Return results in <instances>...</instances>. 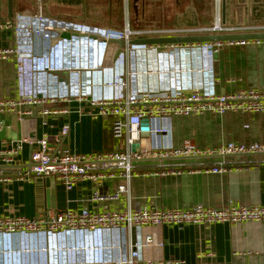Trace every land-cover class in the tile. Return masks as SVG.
<instances>
[{
    "label": "built area",
    "instance_id": "built-area-1",
    "mask_svg": "<svg viewBox=\"0 0 264 264\" xmlns=\"http://www.w3.org/2000/svg\"><path fill=\"white\" fill-rule=\"evenodd\" d=\"M122 5L120 30L63 22L47 18L43 13L0 21V31L12 30L15 35L14 44L0 48V61L12 62L15 66V95L0 96V115L19 118V135L4 143L0 166L16 165L28 145L32 147V166L25 170V179H54L70 191L88 179L99 182L104 176L94 174L95 169L104 170L109 177L117 171L127 184L120 185L112 194L96 190L91 200L107 202L129 193L128 183L139 162L201 155L264 154V145L257 143L230 142L208 153L189 141L181 148L173 147L171 120L175 117L264 114V90L221 95L205 88L203 80L189 83L186 79L196 74H212V68L205 64L195 66L196 54L205 53L206 59L213 60L225 44L248 42L132 43L143 39L264 32V26L231 28L217 18L215 23L204 26L134 28L132 0H122ZM137 55L144 57L149 65V58L154 56L164 62L166 69L133 68L129 63ZM153 73L170 75L169 83L154 89L148 79L141 81ZM66 103L69 107H56ZM73 103L84 106L77 109L80 113L86 110L94 117L112 118V133L122 142L120 149L75 154L66 147L57 148L60 140L68 136L69 123L63 125L55 143L48 136H32L36 129L35 116L69 119ZM144 119L149 120L147 135L141 130ZM134 144L140 145L136 152L132 151ZM226 170L224 165L211 169L214 173ZM247 223L264 224V204L100 213L89 209L67 210L40 213L34 218L0 216V264H177L161 256L165 226Z\"/></svg>",
    "mask_w": 264,
    "mask_h": 264
},
{
    "label": "crops",
    "instance_id": "crops-1",
    "mask_svg": "<svg viewBox=\"0 0 264 264\" xmlns=\"http://www.w3.org/2000/svg\"><path fill=\"white\" fill-rule=\"evenodd\" d=\"M45 1L49 2L47 6L52 12L57 11L59 17H54L59 18L56 19L59 21H81L83 25L101 26L94 17L95 14L104 13L107 21L102 22L107 28L120 30L123 26L122 0H96V5L92 3L93 0ZM31 2L38 3L43 10L44 0H22V4L20 0H13L14 17L24 9L37 13L38 10H35ZM158 2V9L163 17L159 22L153 21L148 25L204 26L211 25L220 18L223 24L231 28L264 26V0H173L169 6L162 0ZM208 3L212 7H207ZM151 4L149 0H138L136 14L132 0V26L139 19L142 23L146 21ZM81 8L84 11L79 14ZM40 13L42 11L35 15ZM70 16L75 17L69 18ZM7 19L8 3L3 0L0 5V21ZM166 20L168 22L161 23ZM14 39L12 30L0 31V48L14 44ZM197 55L203 56L205 53ZM196 56L195 66L203 67L205 64L212 68V74L188 76L186 79L189 83L203 80L205 88L221 95L249 89L264 90V42L225 44L213 60ZM149 61L151 66L144 57L137 55L129 64L140 71L166 69L164 62L158 61L154 56ZM192 61L191 58L190 63ZM169 77L170 75L153 73L141 81L147 82L148 79L154 89L158 86L163 88L169 83ZM14 95L15 66L12 62L0 61V96L11 98ZM56 107L69 106L66 103ZM70 107L72 113L69 119L35 116L36 129L32 136H48L55 143L63 125L69 123L68 136L60 140L57 148L66 147L75 154L108 153L120 149L122 142L117 141L112 133V118L94 117L86 110L80 113L77 109L84 106L74 103ZM171 127L174 148H181L186 141L193 143L203 153L214 152L230 142L264 145V114H227L222 118L209 114L175 117L171 120ZM18 135L19 118L0 115V150L6 141L13 140ZM31 149L28 145L24 147L16 165H27L31 161ZM223 165L226 171H211L212 168ZM26 169L0 170V216L34 218L40 213H62L67 210L81 212L89 209L92 213H100L137 209L187 210L200 205L220 209L229 205L264 204V155L239 159L228 157L139 162L128 183L129 193L121 194L116 201L107 202L91 200L96 190L112 194L120 185L127 184L117 171L109 177L104 170L95 169L94 174L104 176L99 182L88 179L69 191L54 179H50L48 188L44 183L38 182V179L23 178ZM162 239L164 246L161 256L164 260L177 264H264L263 223L182 228L165 226Z\"/></svg>",
    "mask_w": 264,
    "mask_h": 264
},
{
    "label": "water",
    "instance_id": "water-1",
    "mask_svg": "<svg viewBox=\"0 0 264 264\" xmlns=\"http://www.w3.org/2000/svg\"><path fill=\"white\" fill-rule=\"evenodd\" d=\"M8 3V18L10 20L13 19V0H7ZM138 0H134V10L135 13H138ZM122 13V12H121ZM123 16V14H122ZM64 37H67V34H63ZM234 42H264V32H254V33H236V34H219V35H204V36H190V37H180V38H167V39H143V40H135L132 41L133 44H144V45H172V44H194V43H234ZM123 45V42H120ZM217 54H215L216 56ZM214 56V57H215ZM141 130L145 132L149 131V120L144 119L141 123ZM139 144H134L132 146V151L136 152L139 149ZM264 155V154H261ZM32 156V149H31ZM256 156V155H254ZM228 157H249L252 156H231V155H201V156H193L189 158H178V159H205V158H228ZM31 161L27 165L18 166V165H4L0 166V170H17L23 168H31ZM5 177V176H2ZM38 182L44 183L46 187L49 188L50 179H38ZM49 195V193H47Z\"/></svg>",
    "mask_w": 264,
    "mask_h": 264
},
{
    "label": "rangeland",
    "instance_id": "rangeland-1",
    "mask_svg": "<svg viewBox=\"0 0 264 264\" xmlns=\"http://www.w3.org/2000/svg\"><path fill=\"white\" fill-rule=\"evenodd\" d=\"M24 2H25V0H23ZM97 1H99V2H101V1H103V0H97ZM163 2H165L168 6H169V3H173V0H162ZM105 2H106V0H105ZM149 2L150 3H152L151 5H150V8H149V10H148V16L149 17H147L146 18V23L144 22V23H142L140 20L141 19H139V21L138 22H136V23H134V28H139V27H143L144 25L145 26H147L148 24L147 23H154V22H159L160 21V19H161V17H163V15L161 14V12L159 11V9H158V7H159V2H158V0H149ZM20 3L22 4V0H20ZM92 3L94 4V5H96V0H93L92 1ZM155 3V4H154ZM31 4H32V2H31ZM34 7H35V10H38V12H40V11H42V13L47 17V18H50V19H59V18H56V17H54V16H57V11H54L53 10V12H52V9L50 8V7H48L49 6V2L48 1H45L44 0V2H43V10H41V8H40V5L38 4V3H35V2H33V4H32ZM48 5V6H47ZM154 5H155V10H153V7H154ZM207 7H212V5L210 4V3H208V5H207ZM50 12H49V11ZM84 11V8H81L80 10H79V14H81L82 12ZM37 12V13H38ZM36 12H33V11H27V10H22V12L21 13H19V14H17V15H29V16H34L35 14H37ZM52 15V16H51ZM95 16L96 17H94L95 19H97V21L99 22V24L101 25V26H97V25H93V26H95V27H98V28H107L108 26H105V24L102 22L103 20L104 21H107V17H106V14H104V13H99V15H96L95 14ZM155 16V17H154ZM167 16L168 17H170L168 14H167ZM167 16H165V19H168L167 18ZM57 17H59V16H57ZM73 17H75V16H70L69 18H73ZM69 18H67V19H69ZM137 19H138V17H137ZM154 21V22H153ZM78 22H79V20H78ZM166 22H168V20H166V21H164V22H161V23H166ZM68 23H73V24H79V25H83V24H81V23H83V22H81L80 21V23H74V22H68ZM151 25H156V24H151Z\"/></svg>",
    "mask_w": 264,
    "mask_h": 264
}]
</instances>
